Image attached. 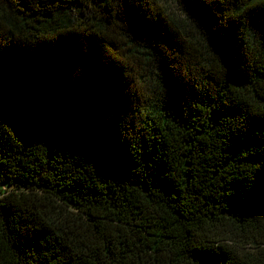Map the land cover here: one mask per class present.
<instances>
[{"label": "trees", "instance_id": "trees-1", "mask_svg": "<svg viewBox=\"0 0 264 264\" xmlns=\"http://www.w3.org/2000/svg\"><path fill=\"white\" fill-rule=\"evenodd\" d=\"M0 264H264V0H0Z\"/></svg>", "mask_w": 264, "mask_h": 264}]
</instances>
